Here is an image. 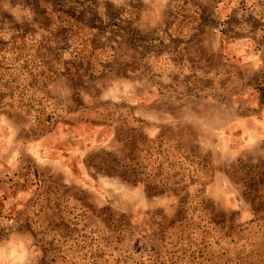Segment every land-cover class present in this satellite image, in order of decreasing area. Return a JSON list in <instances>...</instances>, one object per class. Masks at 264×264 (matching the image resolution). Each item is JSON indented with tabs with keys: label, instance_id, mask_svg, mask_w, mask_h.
Instances as JSON below:
<instances>
[{
	"label": "rangeland",
	"instance_id": "1",
	"mask_svg": "<svg viewBox=\"0 0 264 264\" xmlns=\"http://www.w3.org/2000/svg\"><path fill=\"white\" fill-rule=\"evenodd\" d=\"M47 1L0 0V264H264V0H95L58 34Z\"/></svg>",
	"mask_w": 264,
	"mask_h": 264
},
{
	"label": "trees",
	"instance_id": "2",
	"mask_svg": "<svg viewBox=\"0 0 264 264\" xmlns=\"http://www.w3.org/2000/svg\"><path fill=\"white\" fill-rule=\"evenodd\" d=\"M262 1V0H261ZM45 4L48 3L47 0H44ZM50 5V4H49ZM86 5H96L95 0H60V4L54 6L51 4V6H49L48 8L51 10L49 13L46 12V9H43L39 6H37V8L39 9V14L41 16H43V20L44 22H46V24L50 23L52 20V15L55 14L56 18H57V23L55 24V27L52 28L53 32H55L56 34L60 33L62 30H64L63 28H65V22L66 19H68L69 21H73V22H82L81 21V16L83 18V16H85L86 14ZM93 18H91L90 20L92 21V25L89 26V29H92L91 32V37L92 39L87 40L84 39L83 37L80 38V42L81 43H85V42H90V44H93L95 36L97 35L96 32L101 31L102 28V20L101 18L97 17V15H93L91 14ZM95 22V23H93ZM256 23H258L257 21H255ZM96 24V25H95ZM216 24H218L222 29V31L230 38H237V37H241V36H248V35H243V34H238L235 33L233 31V25L232 23H230L229 21H216ZM48 27V25H46ZM260 25H251V30L249 32V36L251 37H255V30L257 29V27H259ZM262 27H264V24L262 25ZM25 33V32H24ZM23 34V33H22ZM19 38L21 39H25V36L22 35L20 36V32H19ZM16 40V39H15ZM16 42H18L17 40L14 42L15 44V48H18V45L16 46ZM20 44V42H18ZM19 51V50H18ZM28 56V55H27ZM31 57H28L26 60L27 62H29ZM6 108L5 105H0V109ZM121 167L118 164L112 163L111 165H109V167H107L108 172L110 173H118L120 175L121 178L123 179H129L128 176V172L130 170L131 167L129 166H125L122 167V169H120ZM147 190L148 192H150L151 195H154L156 193H161L166 187L159 184V183H154L153 181H148L147 182ZM162 186V189H160V187ZM100 215V213L97 215V217ZM116 224L113 223V227L110 229V231L112 232V234L118 233L121 234L122 231L124 230V227L120 228L119 226H122V221H119V219H116L115 221ZM67 255V254H66ZM66 257L64 256V254L62 255V258ZM45 264H49V262H46ZM53 264H57V263H53Z\"/></svg>",
	"mask_w": 264,
	"mask_h": 264
}]
</instances>
